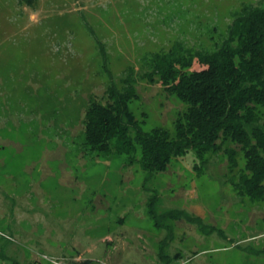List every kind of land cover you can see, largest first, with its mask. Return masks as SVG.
<instances>
[{"label":"rangeland","instance_id":"rangeland-1","mask_svg":"<svg viewBox=\"0 0 264 264\" xmlns=\"http://www.w3.org/2000/svg\"><path fill=\"white\" fill-rule=\"evenodd\" d=\"M243 4L264 9V0H0V264H264V202L231 185L240 152L231 169L223 152L202 164L188 151L144 183L138 144L104 153L84 135L89 102L127 77L140 127L172 130L184 106L141 77L150 58L177 43L213 49ZM154 192L158 212L184 210L212 230L168 220L166 239L148 213Z\"/></svg>","mask_w":264,"mask_h":264},{"label":"trees","instance_id":"trees-1","mask_svg":"<svg viewBox=\"0 0 264 264\" xmlns=\"http://www.w3.org/2000/svg\"><path fill=\"white\" fill-rule=\"evenodd\" d=\"M214 45L206 50L177 43L155 53L149 70L141 75L151 83L157 78L183 104L172 130L140 127L129 109L136 97L135 80L127 77L121 86L111 80L102 100L89 102L84 114L85 144L104 153L134 151L138 144L144 183L188 151L202 164H207V155L223 152L231 169L237 168L240 152L243 166L231 185L238 194L264 202V9L243 4L226 35ZM195 62L199 69L192 68ZM158 202L156 192L148 196V213L156 227L167 230L166 239L171 233L168 220L184 219L205 233L212 230L187 211L158 212Z\"/></svg>","mask_w":264,"mask_h":264}]
</instances>
